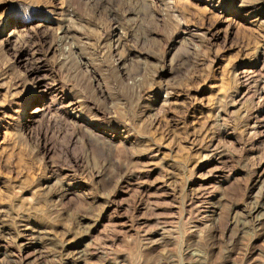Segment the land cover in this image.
Returning <instances> with one entry per match:
<instances>
[{"label": "rangeland", "instance_id": "obj_1", "mask_svg": "<svg viewBox=\"0 0 264 264\" xmlns=\"http://www.w3.org/2000/svg\"><path fill=\"white\" fill-rule=\"evenodd\" d=\"M0 264H264V0H0Z\"/></svg>", "mask_w": 264, "mask_h": 264}]
</instances>
